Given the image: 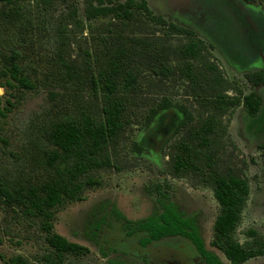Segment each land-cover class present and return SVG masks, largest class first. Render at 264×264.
Wrapping results in <instances>:
<instances>
[{
    "label": "rangeland",
    "instance_id": "obj_1",
    "mask_svg": "<svg viewBox=\"0 0 264 264\" xmlns=\"http://www.w3.org/2000/svg\"><path fill=\"white\" fill-rule=\"evenodd\" d=\"M245 5L248 10L239 0H148L155 16L194 30L207 45L213 42V49L205 50L226 80L225 95L240 97L239 92H255L262 100L261 111L253 118L246 115L242 105L223 118L226 133L215 152L221 172L248 181L247 203L234 233L239 243L246 241L249 229L264 236V86L251 88L244 79L246 73L263 68L264 59L249 69L239 67L252 61L253 54L264 52V0H251ZM251 22L258 32L251 30L245 36ZM231 25L244 29L243 36L236 35L234 46L226 43ZM250 39L252 49L247 46ZM187 43L185 37L150 22L140 11H133L127 19L87 21L82 0L0 2V69L8 66L7 60L15 54L18 66L34 86L31 91L0 88L1 106L6 110L0 120L1 186L25 188L46 180L52 172L44 160L45 152L51 149L46 132L52 121L79 119L81 113L100 117V94H92L90 82L97 80L109 59L117 56L123 70H128L135 81L117 95L123 102L122 130L107 148L110 166L92 173L100 185L86 189L81 201L55 208L51 233L89 250L85 256H66L62 264H108L110 260L126 264H202L182 240L140 249L138 238L128 237L123 222L110 213L95 240H86V222L92 220L91 212L101 203L113 204L131 221L147 217L153 201L144 187L154 183L168 185L171 200L183 212L194 214L205 248L222 264H229L210 246L218 214L212 191L192 178H171L167 173L169 147L187 129L173 136L172 128L182 119L177 107L186 108L193 116L192 124L201 121L205 112L196 94L198 88L184 80L178 71L181 66L172 62L171 52ZM158 58L169 63L171 74L161 76L151 69L150 63ZM115 79L119 90L124 78L119 74ZM163 99L172 107L147 125L149 111ZM15 256L27 264H44L51 253L36 221L25 218L18 207L5 205L0 198V264ZM244 264H264V257Z\"/></svg>",
    "mask_w": 264,
    "mask_h": 264
},
{
    "label": "trees",
    "instance_id": "obj_2",
    "mask_svg": "<svg viewBox=\"0 0 264 264\" xmlns=\"http://www.w3.org/2000/svg\"><path fill=\"white\" fill-rule=\"evenodd\" d=\"M18 1L0 0L6 5ZM82 4L84 18L87 21L107 17L117 20L127 19L133 11H140L150 22L167 27L169 32L188 40L186 46L171 52L174 59L172 62L177 64L175 66H181H178L181 77L194 88H198L196 94L202 99L203 104H200V107L205 109V112L201 121L192 124L193 116L186 108L177 107L182 119L172 128L173 136L181 129L185 127L187 129L181 138L175 140L169 147L166 154L167 173L171 178H192L197 185L212 191L218 205V214L212 225L210 246L218 250L229 264H244L250 259L264 257V236L255 230L249 229L246 232L247 239L244 243L234 239V233L249 195L248 181L242 176L221 172L215 158L218 143L226 133L223 118L240 105L243 106L248 117H255L261 111V98L255 92L247 95L239 92L240 97L225 95L224 93L228 91L226 80L211 64L209 54L205 50L211 49L213 42L207 45L204 40L197 38L194 30L167 23L162 17L155 16L148 7V0H82ZM231 26L226 43L234 46L236 35L243 36L244 29L241 25ZM226 33L227 31L225 36ZM251 33L250 26H247L245 36ZM250 43L251 41H248L247 46L252 49ZM248 50L251 51L249 48ZM239 52L241 53L242 50ZM253 55L255 58L246 63L247 65L257 59L260 52ZM16 57L12 54L5 64L8 66L0 69V88L9 92L14 89L31 91L34 86L24 76L16 62ZM192 62L197 65L195 68ZM168 64L165 59L158 58L153 59L150 66L157 74L167 76L172 73ZM122 66L117 56H114L107 61L106 69L99 73L97 80L91 79L92 94L95 96L98 93L101 98L99 118L81 113L79 119L54 120L50 123L46 137L51 149L45 152L44 160L52 172L44 182L25 188H8L0 185V198L3 203L18 207L22 215L27 219L35 220L39 229L45 234V243L50 249L51 257H46L44 264H62L66 256L75 258L89 252L87 248L51 233L55 208L65 202L81 201L86 189L100 185L92 173L110 166L111 162L106 156V151L122 130L120 116L123 112V102L117 95L121 89H128V85L132 86L135 82L130 72L123 70ZM119 74L124 79L118 90L115 77ZM244 79L251 88L264 86V68L246 73ZM6 103L10 105L8 100ZM170 107H172L171 102L163 99L149 111L146 124L152 123L159 113ZM5 111L0 100V120L5 117ZM168 189L167 184L161 183L144 187L147 195L152 198L153 209L147 217L137 221L126 219L109 202L99 204L91 212L92 220L86 222L84 234L86 240L94 241L110 213L123 222V229L128 236L138 237V246L142 249L163 241L180 239L189 244L203 264H222L213 252L205 248L194 214L180 210L171 200ZM6 264H27V262L15 256Z\"/></svg>",
    "mask_w": 264,
    "mask_h": 264
},
{
    "label": "flooded vegetation",
    "instance_id": "obj_3",
    "mask_svg": "<svg viewBox=\"0 0 264 264\" xmlns=\"http://www.w3.org/2000/svg\"><path fill=\"white\" fill-rule=\"evenodd\" d=\"M239 2L248 10V8L246 7V5H245V3H247L246 1H243V0H239ZM243 8V7H242ZM248 14H250L251 16H254V14H251L250 13V11H249V13ZM257 16V15H256ZM250 30H253V32H258V27L257 26H255L254 24H252V22L250 23ZM250 41L252 42V40L250 39ZM124 230V229H123ZM125 232V231H124ZM99 233V232H98ZM125 234H126V232H125ZM127 235V234H126ZM128 236V235H127ZM97 237V236H96ZM95 237V238H96ZM128 237H133V236H128ZM137 237V236H136ZM138 238V237H137ZM95 240V239H94ZM138 240V239H137ZM172 240H174V241H177V240H180V239H172ZM89 242V241H88ZM137 244H138V242H137ZM84 247V246H83ZM189 247V246H188ZM86 248V247H85ZM140 248V247H139ZM88 249V248H87ZM140 249H142V248H140ZM89 251V250H88ZM218 251V250H217ZM212 252V251H211ZM89 253V252H88ZM214 253V252H213ZM192 254V253H191ZM193 254L195 255V253L193 252ZM215 254V253H214ZM87 255V254H86ZM216 255V254H215ZM85 256V255H84ZM217 256V255H216ZM224 257V256H223ZM200 259V258H199ZM225 259V258H224ZM201 260V259H200ZM220 260V259H219ZM110 262H118V263H121V264H126L124 261H121V260H110V261H108V264L110 263ZM201 263H202V261H201ZM203 264V263H202Z\"/></svg>",
    "mask_w": 264,
    "mask_h": 264
},
{
    "label": "crops",
    "instance_id": "obj_4",
    "mask_svg": "<svg viewBox=\"0 0 264 264\" xmlns=\"http://www.w3.org/2000/svg\"><path fill=\"white\" fill-rule=\"evenodd\" d=\"M221 50H222V49H221ZM263 57H264V52L261 53L260 56H259L257 59H255L252 63H250V64H248V65H246V66H239V65H238V66H239L240 68H242V69H249V68L253 67L254 64L258 63L261 59H264ZM263 68H264V66H263ZM261 69H262V68H261Z\"/></svg>",
    "mask_w": 264,
    "mask_h": 264
}]
</instances>
